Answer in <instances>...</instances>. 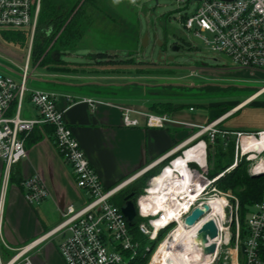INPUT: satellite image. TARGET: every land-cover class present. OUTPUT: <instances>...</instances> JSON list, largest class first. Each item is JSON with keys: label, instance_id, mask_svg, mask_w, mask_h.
I'll return each mask as SVG.
<instances>
[{"label": "built area", "instance_id": "built-area-1", "mask_svg": "<svg viewBox=\"0 0 264 264\" xmlns=\"http://www.w3.org/2000/svg\"><path fill=\"white\" fill-rule=\"evenodd\" d=\"M176 1L197 3L189 14L179 18V24L187 33L202 41L210 51L228 56L239 69L264 71V0ZM41 4L42 0H0V28L28 31L26 61L19 78L15 79L12 75L0 71V182L4 187L9 181L12 165L26 158L25 140L29 133L36 126L49 125L53 129L57 151L63 161L70 165L74 182L85 192L87 199L80 208L65 206L61 209L60 221L53 230L22 246L10 247L2 239L0 232V264H35L34 251L45 239L53 235H63L58 246V254L64 264H129L137 255L139 242L131 233V226L121 212V207L111 200L127 187L134 177L121 181L114 187H105L73 135L72 129L65 122L64 108H59L56 103L57 95L27 87L31 51L38 31ZM27 95L38 111L36 118L20 116L21 104ZM82 101L90 105L100 102L94 98H83ZM119 108L122 110V122L126 126L138 124L137 119L130 116L133 111L146 116L148 126L164 127L170 122L165 115L140 112L132 107ZM197 126L199 131L180 147L184 149L181 154L176 155L160 169L163 173L167 166L176 158L184 156L190 149L203 152L201 156L204 166L197 160L187 162L188 170L193 177L191 189H196L201 184L202 186L198 188L194 200L189 197L182 200L183 203L188 201L189 205L187 209H183L181 219L183 221L193 207L203 204H207L211 212L213 202L220 200L217 205H220L221 210H215V214L212 215L215 220L213 222L218 227L216 246H227L232 241L233 249L236 251V264H240L239 257L242 258L243 264H264V195L250 207L247 213L246 235L242 240L238 201L233 195L219 192L216 188L217 180L236 164L238 154L243 155L247 152L257 154L264 151V147L254 149L244 143V140H262L264 131H223L216 127L215 121ZM202 134L205 135V139L190 145L193 139H197ZM230 135H234L235 140V162L224 171L210 177L206 149L210 145H215L218 139L226 145ZM150 183L151 180L143 189V193L135 196V205L136 218H139L138 232L154 242L158 234L173 222L156 228L154 222L161 218L162 214L142 212L139 199L144 194H148ZM22 187L23 197L30 205L39 204L47 195V190L38 176L25 179ZM231 198H234L233 202ZM204 216L205 213L201 218ZM11 249L15 253L3 262V251L6 253V250Z\"/></svg>", "mask_w": 264, "mask_h": 264}, {"label": "crops", "instance_id": "crops-1", "mask_svg": "<svg viewBox=\"0 0 264 264\" xmlns=\"http://www.w3.org/2000/svg\"><path fill=\"white\" fill-rule=\"evenodd\" d=\"M83 19L86 24L74 46L80 49L95 50L86 49L88 54L76 56L75 62H66L62 58L65 54L59 55L61 60L72 64L75 69L85 67L83 64H95L94 62L98 61L96 54L101 53L99 49H107V52L111 54L115 52L109 49L113 44L108 37V32L114 29L99 24H90L86 16ZM99 31L104 34H99ZM90 36L95 37V43L92 42ZM0 41V53L7 54L12 59L0 65V71L18 79L26 60L23 57L12 56L9 44L5 43L1 37ZM139 41L138 31L133 42L138 43ZM90 55L92 56L90 62L85 61ZM118 60L122 62L125 59ZM121 62L111 64V66L93 65L90 70L79 71L75 69L55 70L49 66L33 64L32 69L30 65V78L27 81L29 89H41L57 95L56 103L59 108H64L65 122L72 129L73 135L91 166L107 188L114 187L131 177L134 179L127 187L135 184L142 174L155 169L163 160L173 155L184 145L186 140L197 131V128H194L195 125L215 121L216 127L223 131H264V100L256 101L264 96V89H262L264 86L237 102H227L212 107L188 99H163L155 95L156 90H151L149 96L146 93L143 96L139 95L141 93L138 91V96L134 95L133 97L130 96L129 91L121 88H125L124 86L127 84H139V82H136L135 79L134 81L130 79L133 82L129 80L124 83L115 82L116 79L131 77L126 74H117L129 70V68L114 67ZM91 70L100 71V73L91 74L89 73ZM132 70L136 72L144 70L137 72L138 74L134 76L139 80L148 81L151 77L152 70L141 68ZM156 77L155 79H157ZM90 83L99 86L106 94L94 92L88 94L84 86ZM141 84L159 86L156 82ZM171 85L162 84L161 86ZM81 86L83 88H79ZM117 86L118 90L122 91L115 92L114 87ZM83 98H94L100 102L90 105L83 102ZM21 106V117L36 118L38 116V111L29 101L28 95ZM120 106L132 107L140 112L165 115L170 119V122H167L164 127L148 126L146 116L133 111L130 116L137 119L138 124L126 126L122 122ZM225 106L227 110L223 112ZM25 146L27 149L26 158L24 157L19 163L12 165L9 181L4 187L0 182V227L2 225L3 228L0 229V232L2 239L8 245L12 241H20L24 245L47 234L59 223L61 209L67 205L80 208L87 199L85 192L76 186L70 165L63 161L57 151L51 126H36L27 136ZM33 176L40 177L47 190V195L37 205H30L24 200L23 189L20 185L25 179ZM13 230L18 234L19 231H22L23 235L19 234L16 239L11 234ZM55 236L60 237L61 240L63 238V235L49 236L36 248L33 253L35 264H44L45 259L43 261L37 252L42 251L46 255H48V251L51 253L54 247L49 241ZM55 249L60 258L58 246Z\"/></svg>", "mask_w": 264, "mask_h": 264}, {"label": "rangeland", "instance_id": "rangeland-1", "mask_svg": "<svg viewBox=\"0 0 264 264\" xmlns=\"http://www.w3.org/2000/svg\"><path fill=\"white\" fill-rule=\"evenodd\" d=\"M64 1H66L67 5L73 3H77V7L81 5L80 13L88 18L90 24H99L108 26L110 29H114L113 31L109 30L110 32H108V37L111 39L113 44V46L109 49L115 51L113 54L107 52V49H99L101 53L96 54L98 61H95V64H83L85 67L82 66L79 67V69H75L74 67H72V64H67L68 66H66V69L68 70H90L91 66L93 65L103 66L105 64L111 66V64H117L121 62L118 59L123 58L125 60H122L121 64L119 65H154L158 64L157 52L161 51L164 54V59H162L160 62L162 65L188 67L197 66L200 68L195 71H190L187 69H166V67L161 69L143 67L141 69L152 70V73H150L151 77H149L148 81H146L145 79L139 80L137 77H134L138 73L135 70H132L133 68H131L130 70L129 67H123L129 68V70H126L125 72H118L117 74H126L130 75L131 77L120 78L118 80L116 79L115 82L124 83L128 82V80L130 82H133L134 79L136 82H139V84H127L126 86H124L125 88H121L129 91L130 96L133 97L134 95L138 96V91L141 93L139 95L143 96V94L146 93L149 96V93L152 92L151 90H156L157 93L155 95L160 98L162 97L163 99H188L195 103H205L206 105L211 107L227 102H237L247 96H250L252 93H255L256 90H258L261 86H264V71H259L258 69L255 71H249L247 69L236 68V66L231 62L228 56H225L224 54L219 52L210 51L202 41L191 36L181 27V25L179 24L180 16L189 14L191 9L197 6V3L195 2L179 3L176 0ZM138 31L140 34V41L136 43L133 42V40L134 36L138 35ZM99 32V34H104V32L102 31ZM111 32L113 35L111 34ZM17 33L24 36L25 41L17 39ZM145 35L148 37L147 43L144 40ZM0 37L5 43L9 44L12 56L25 58L28 41L27 30H12L0 28ZM12 37L14 38V41L12 40ZM90 38H92V42L95 43V37L90 36ZM157 40L163 42L161 47H158ZM171 45L178 46V50H172L170 48ZM86 49L89 50L90 48ZM86 49L74 47L67 50L62 58L66 62H75L77 58L76 56L79 57L88 54V51ZM168 56H173L172 62L168 61ZM91 57L92 56L90 55V57H88V59H85V61L90 62ZM7 60L9 61L12 59L9 55L0 53V64L3 65V63L8 62ZM30 63L32 69L33 61H31ZM89 73H100V71L91 70ZM152 76L158 77H156L157 79H155V77ZM130 79H132L133 81ZM140 81H142L141 83L156 82V84L158 83L159 86H151L150 84L143 86ZM162 84L172 85L165 87L161 86ZM114 89H116L115 92L122 91L121 89L118 90V86L114 87ZM262 89H264V87H262ZM260 100H264V96L260 97L256 101L258 102ZM226 110L227 107L225 106L222 111L225 112ZM195 127L197 128V131H195L192 135H195L199 131L198 126L195 125L194 128ZM201 139H205L204 134H202L197 139H193L190 142V145L198 142V140ZM230 142H232L233 144L232 149L229 148ZM234 142V135H230L227 144H221V151L216 145L217 143L215 145H210L206 149L207 166L210 177L221 171H224L222 170L223 167L227 166L228 164L231 165L235 162ZM183 150L184 149L179 148L174 154H181ZM235 163L236 164L233 166V168H231L220 178L225 177L227 174L232 173L234 170H238V173L247 171L251 176L255 175L254 177L264 176V151L257 154H253L252 152H247L243 155L238 154L237 161ZM161 168V165H158L155 170H159L158 172L161 173ZM147 173H150V171ZM144 174H142L139 179L143 178ZM150 180L151 178H148L145 181L146 187L148 186ZM20 185L22 187V183H20ZM217 190L219 192L229 193L230 195H233V197L238 201L239 207V200L236 195H234L230 191H223L219 188H217ZM116 196L117 195H115L113 198H116L117 202ZM234 198H231L232 202L234 201ZM114 199H112L111 201L115 202ZM174 224L175 223H171L168 228H165L163 231H161L162 234H159L154 242L149 241L145 238V243L143 245L144 249L141 251H137L136 256L140 255L142 258H146L147 261L145 264H149L152 254L156 250L159 243L167 235H169L168 233L171 231V227ZM0 228L1 230L3 229L2 225ZM11 234L16 239H18L19 234L20 236H22L23 232L19 231L18 234L17 231L13 230L11 231ZM60 242L61 238L55 236L49 241V243H52V246L54 247L52 248L51 253L50 251H48V255H46L45 252H37V255L38 253L41 255L40 257L42 258V260L45 259L44 264H63L61 259L57 256V251L55 249V247L59 246ZM22 243L23 242L20 241H12L9 246L15 248L23 245ZM215 243L216 242L214 241V244ZM233 248V242L227 246H216L215 244V250L211 260V264H231L234 250ZM6 251V253L4 251L2 253L3 262H5L8 257L15 253L13 249Z\"/></svg>", "mask_w": 264, "mask_h": 264}, {"label": "trees", "instance_id": "trees-1", "mask_svg": "<svg viewBox=\"0 0 264 264\" xmlns=\"http://www.w3.org/2000/svg\"><path fill=\"white\" fill-rule=\"evenodd\" d=\"M81 5L77 7L76 4L67 5L64 0H42L41 12L38 20V27L36 31V37L33 41L31 51V61L33 64L41 66H49V68L55 70H68L66 69L67 63L59 58L60 54H64L67 50L75 47L80 32L85 27V22L80 13ZM17 39L25 41V37L17 33ZM14 41V38L12 37ZM143 72L144 70H137V72ZM89 92L106 94L103 89H100L96 85L84 86ZM83 88V86L79 87ZM221 141L218 140L216 144L221 151ZM232 142L229 143V148L232 149ZM177 153L171 155L167 159L163 160L159 165L167 164L169 160L175 158ZM228 164L227 166H229ZM227 166L223 167L226 168ZM159 170H151L150 173H145L143 178L139 179L135 184L121 190L117 194L113 202L117 206H122L124 203V197L131 191H135L136 197L143 193V189L146 188L145 181L148 178H152L158 175ZM149 172V171H148ZM214 176V175H213ZM216 187L223 191H230L237 196L239 200V218L241 227L242 240L246 235V215L254 203L259 201L264 195V176L254 177L247 171L238 173V170H234L232 173L227 174L225 177L220 178L216 182ZM118 203V204H117ZM139 218H136L134 224L130 227V231L134 238L139 242L138 251L143 250L145 238L137 230V223ZM160 234H162L160 232ZM159 235V234H158ZM162 236V235H161ZM160 238V236H159ZM147 239V238H146ZM232 243V241H231ZM240 264H243L242 258L239 257ZM146 258H142L140 255L134 257L129 264H145Z\"/></svg>", "mask_w": 264, "mask_h": 264}, {"label": "bare ground", "instance_id": "bare-ground-1", "mask_svg": "<svg viewBox=\"0 0 264 264\" xmlns=\"http://www.w3.org/2000/svg\"><path fill=\"white\" fill-rule=\"evenodd\" d=\"M244 143L249 147L259 149L264 146V138L262 140H244ZM201 153L203 152L193 148L186 151L184 156L176 158L171 165L164 169L163 173H159L151 179L147 190L148 194H144L139 199L142 212L162 214V217L154 222L156 228L175 222L168 233L169 235L159 243L152 254L149 264H211L214 252L206 254L205 249L208 243H214L218 238L216 235L213 239H209L207 234L199 232V228L204 221H215L212 215L215 214V210H221L220 205H217L220 200L213 202L211 212L208 207L205 216L192 227L185 226L181 219L183 209H187L189 205L188 201L183 203L182 200H186L187 197L194 200L198 188L202 186L201 184L198 185V188L191 189L193 177L188 170L187 162L197 160L203 165ZM198 250H201L200 252L203 254ZM235 252L233 250L231 264H236Z\"/></svg>", "mask_w": 264, "mask_h": 264}, {"label": "water", "instance_id": "water-1", "mask_svg": "<svg viewBox=\"0 0 264 264\" xmlns=\"http://www.w3.org/2000/svg\"><path fill=\"white\" fill-rule=\"evenodd\" d=\"M157 1V0H156ZM147 39L148 37L145 35L144 36V40L147 43ZM163 44L162 41L157 40V45L158 47H161V45ZM170 48L172 50H178V46H174L171 45ZM163 55V58H162ZM164 59V54L161 51L157 52V62L158 64H154V65H126V66H122V65H115V68H122V67H129V68H142V67H149V68H165L166 69H187L190 71H195L197 69H199L200 67L194 66V67H188V66H173V65H162L160 62L161 60ZM169 62L173 61V56H168L167 57ZM2 65V64H0ZM238 68V67H236ZM239 69V68H238ZM30 78V77H29ZM91 84V83H90ZM147 84H143V86H146ZM255 176V175H254ZM135 199L133 198V193H128L125 197H124V203L121 206V212L123 213V215L126 217L129 226H132L134 224L135 218H136V205H135ZM208 210V206L207 204H203L202 206H195L193 207L190 212L183 218V223L185 226L187 227H192L194 226L198 220L201 218V216ZM175 223V222H173ZM199 232H202L203 234H207L209 239H213L216 235H217V230H216V226L214 224L213 221L211 220H207L204 221L200 228H199ZM203 240V239H202ZM205 240L207 241V239L205 238ZM205 240H203L205 242ZM215 250V244L214 243H208V246L205 249L206 254H211L213 253ZM199 252L201 250H198ZM201 254H203L202 252H200Z\"/></svg>", "mask_w": 264, "mask_h": 264}, {"label": "flooded vegetation", "instance_id": "flooded-vegetation-1", "mask_svg": "<svg viewBox=\"0 0 264 264\" xmlns=\"http://www.w3.org/2000/svg\"><path fill=\"white\" fill-rule=\"evenodd\" d=\"M129 193H133V198L135 199V191H131V192H129Z\"/></svg>", "mask_w": 264, "mask_h": 264}]
</instances>
